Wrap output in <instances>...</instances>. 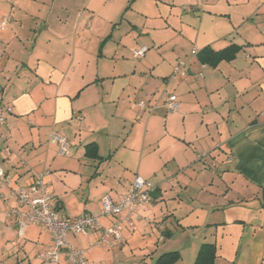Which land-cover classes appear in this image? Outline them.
Instances as JSON below:
<instances>
[{"label":"crops","instance_id":"0c3cea01","mask_svg":"<svg viewBox=\"0 0 264 264\" xmlns=\"http://www.w3.org/2000/svg\"><path fill=\"white\" fill-rule=\"evenodd\" d=\"M4 16L0 161L14 183L46 173L67 218L100 215L136 174L157 185L122 245H98V229L68 234L87 264H158L167 252L194 264L204 244L214 264H264V0H0ZM232 45L216 65L193 54ZM180 59L190 72L174 76ZM11 205L0 198V264H53L38 257L50 231L30 223L20 237Z\"/></svg>","mask_w":264,"mask_h":264},{"label":"built area","instance_id":"2783aa9c","mask_svg":"<svg viewBox=\"0 0 264 264\" xmlns=\"http://www.w3.org/2000/svg\"><path fill=\"white\" fill-rule=\"evenodd\" d=\"M10 22V16H4L1 20V28L5 29ZM148 51L147 46L133 50L135 58H143ZM193 50V54H198ZM190 72V63L187 59H180L174 66L173 75L185 76ZM200 75H203L201 72ZM139 106L144 108L143 103ZM169 110L179 107L177 96H170L167 104ZM12 112V107H7ZM6 122V116L0 115V125ZM51 142L59 146V154L69 155L70 145L65 136L52 134ZM157 185L136 174L130 189L120 195L118 199L111 194H106L101 199V214L83 213L74 218H67L55 211L52 207L53 196L49 189L46 173H36L30 185H16L7 174L3 163L0 161V198L11 205L7 215L16 216L19 222V236L23 237L25 227L30 223L43 225L52 236L51 245L40 252L38 257L43 262L53 264H87V250L71 243L68 234H87L90 229L101 231L98 245L114 246L122 245L125 241L124 227L134 228L136 220L141 212L152 202ZM101 217H113L115 222L108 227L101 223Z\"/></svg>","mask_w":264,"mask_h":264},{"label":"trees","instance_id":"16d2710c","mask_svg":"<svg viewBox=\"0 0 264 264\" xmlns=\"http://www.w3.org/2000/svg\"><path fill=\"white\" fill-rule=\"evenodd\" d=\"M239 46L232 45L222 51H214L207 47L199 51L198 57L203 64L216 65L223 59H232L236 52L239 50ZM87 153L96 155V145L90 143L86 145ZM180 257L178 252H167L158 259V264H172ZM216 257V248L214 244H204L198 254V257L194 264H214Z\"/></svg>","mask_w":264,"mask_h":264}]
</instances>
